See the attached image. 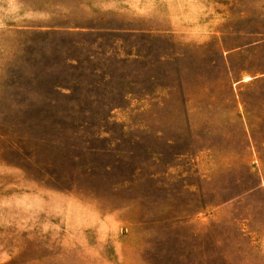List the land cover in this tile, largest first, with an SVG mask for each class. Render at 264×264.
<instances>
[{"label":"rangeland","instance_id":"rangeland-1","mask_svg":"<svg viewBox=\"0 0 264 264\" xmlns=\"http://www.w3.org/2000/svg\"><path fill=\"white\" fill-rule=\"evenodd\" d=\"M0 264H264V0H0Z\"/></svg>","mask_w":264,"mask_h":264},{"label":"trees","instance_id":"trees-1","mask_svg":"<svg viewBox=\"0 0 264 264\" xmlns=\"http://www.w3.org/2000/svg\"><path fill=\"white\" fill-rule=\"evenodd\" d=\"M32 33H36V32H31L30 31V35H29V37H28V41H30V42H28V43H35L38 39H37V36H31V34ZM34 48H32V49H29V50H27L26 51V53H27V56H26V59L24 58V63H25V70H26V73L25 74H21L20 76H19V79H18V82H14L13 84L14 85H16L17 87V89H19L22 93L23 92H31L32 90H34L33 88V86L31 85V81H28V80H26L28 77H27V74H30V75H36L37 76V73H36V71H35V66H36V60H35V58H34V55H35V53H34V50H33ZM33 69H34V71H35V73L33 72ZM17 77H18V75H17ZM32 78V80H34V78H33V76H31ZM21 78V79H20ZM22 100H24V99H22Z\"/></svg>","mask_w":264,"mask_h":264}]
</instances>
